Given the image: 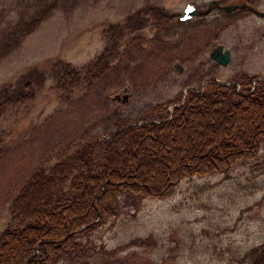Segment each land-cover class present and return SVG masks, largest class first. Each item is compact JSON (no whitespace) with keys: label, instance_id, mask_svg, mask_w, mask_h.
I'll return each instance as SVG.
<instances>
[{"label":"rangeland","instance_id":"obj_1","mask_svg":"<svg viewBox=\"0 0 264 264\" xmlns=\"http://www.w3.org/2000/svg\"><path fill=\"white\" fill-rule=\"evenodd\" d=\"M29 1L0 0V95L31 70L47 73L34 98L0 108V234L23 184L65 148L121 123L172 119L188 93L211 80L238 92L244 78L264 80V0H58L29 36L8 40ZM190 4L201 14L182 22ZM232 4L256 11L226 15ZM213 45L231 52L227 67L211 59ZM105 51L104 76L83 73L78 86L64 78L65 65L91 71ZM115 205L77 240L73 261L58 264H102L107 252L114 264H249L250 251L264 244V139L226 173L184 178L163 199L124 193Z\"/></svg>","mask_w":264,"mask_h":264},{"label":"trees","instance_id":"obj_2","mask_svg":"<svg viewBox=\"0 0 264 264\" xmlns=\"http://www.w3.org/2000/svg\"><path fill=\"white\" fill-rule=\"evenodd\" d=\"M58 7V0L29 1L8 40L29 36ZM108 58L105 51L91 71L67 64L64 78L78 86L83 73L104 76ZM45 78L39 69L21 76L0 95V108L28 102ZM238 87L211 80L203 92L190 91L172 119L121 123L108 135L65 148L53 164L45 161L12 201L0 234V264L71 262L80 251L77 240L102 224L122 194L167 198L184 178L226 173L253 158L264 139V80L244 78L240 92ZM113 255L107 252L99 262L114 264ZM249 261L264 264V244L250 251Z\"/></svg>","mask_w":264,"mask_h":264},{"label":"water","instance_id":"obj_3","mask_svg":"<svg viewBox=\"0 0 264 264\" xmlns=\"http://www.w3.org/2000/svg\"><path fill=\"white\" fill-rule=\"evenodd\" d=\"M215 4H216V2L211 3L208 11L205 14L209 13L211 8ZM244 9H245V6H243V5H227L223 8V10L226 14H232V13L236 12L237 10H244ZM200 14H201V12L197 10L196 6L190 4L186 7V9L184 10V12L182 14H179V18L181 19V21L185 22V21H189V20L197 18L198 15H200ZM258 15L260 17L264 18V13H258ZM213 48L214 49L211 53V59L214 60L216 63H218L220 66L227 67L231 62V58H232L231 52L229 50H226L224 48V46H222V45L214 46ZM174 68L179 73L183 72V68L179 64H176ZM117 100L120 101V98H118ZM126 101H127V97H124V102H126ZM112 134H113V132H112Z\"/></svg>","mask_w":264,"mask_h":264},{"label":"flooded vegetation","instance_id":"obj_4","mask_svg":"<svg viewBox=\"0 0 264 264\" xmlns=\"http://www.w3.org/2000/svg\"><path fill=\"white\" fill-rule=\"evenodd\" d=\"M236 5H239V4H236ZM242 5L245 6V9H244V10H237V11H246V10H250L251 12L255 13L256 10H255L254 8L249 7V5H244V4H242ZM214 7H216V8L219 7V3L217 2V3L211 8V10H210L209 13L205 14V13L208 11V10H207L204 14H205V15H209ZM237 11H236V12H237ZM234 13H235V12H234ZM214 46H217V45H213V46H212V49H214V48H213Z\"/></svg>","mask_w":264,"mask_h":264}]
</instances>
